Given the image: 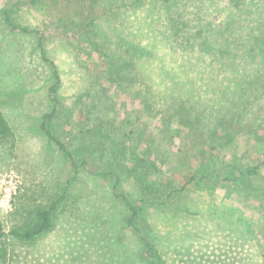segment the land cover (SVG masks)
Segmentation results:
<instances>
[{
  "label": "rangeland",
  "instance_id": "374dc122",
  "mask_svg": "<svg viewBox=\"0 0 264 264\" xmlns=\"http://www.w3.org/2000/svg\"><path fill=\"white\" fill-rule=\"evenodd\" d=\"M13 1L21 0H0V110L12 130L0 141V222L7 230L23 208L60 202L51 229L36 240L5 241L11 264H149L117 196H140L126 151L147 135L161 151L155 153V186L163 196L173 191L164 205L145 208L139 226L165 264H264V147L258 146L264 140V62L258 49L252 56V34L231 50L195 42L166 13L155 17V0L149 9L147 1L135 6L138 0L21 1L17 22L42 32L44 54L60 77L49 125L69 148L89 156L92 167L109 172L101 175L74 170L41 131L43 115L52 110V68L42 59L39 35L6 25L2 8ZM206 1L215 18L214 6L224 0ZM90 32L127 64L131 81L144 78L163 113L123 109L102 89V59L84 40ZM180 106L189 110L182 111L186 125L173 121ZM164 126H175L180 137ZM206 145L216 149L200 164L190 152ZM258 162L257 174L241 173ZM113 170L120 176L114 188Z\"/></svg>",
  "mask_w": 264,
  "mask_h": 264
},
{
  "label": "trees",
  "instance_id": "16d2710c",
  "mask_svg": "<svg viewBox=\"0 0 264 264\" xmlns=\"http://www.w3.org/2000/svg\"><path fill=\"white\" fill-rule=\"evenodd\" d=\"M26 3L33 5L40 0H21ZM20 1V2H21ZM148 2L147 8L149 9V0H138L134 3L138 6L140 3ZM158 5L157 11H153L155 17H161L162 13H166L170 20L178 22L184 25L185 29L189 32L188 35L196 42V38H200L202 43L213 46L212 42L221 43L222 46H226L230 50L233 49L234 42H241L244 45V40L252 34L253 40L250 46L252 56L256 58L258 55L256 49L261 54V60L264 62V0H224V6L219 4L214 6V10L218 13L213 18V6L206 0H155ZM19 1H13L10 6H4L2 8V16L6 25L13 29L24 33H35L38 36V46L41 50L42 59L48 62L52 68V76L54 82L49 86V96L52 101V110L43 115V121L41 123V131L53 141L58 149L63 153L70 166L74 170L84 168L95 174L107 175L108 171L102 170L100 167H92L91 162L93 161L84 153L77 152L74 149L69 148L64 142H62L60 136L55 133L49 122L57 113V97L56 91L60 81L58 70L54 63L49 60L44 54V48L42 45V32L29 26L22 25L17 22L16 18V6L20 3ZM132 5V4H130ZM172 6L175 7L174 13H172ZM168 7V9H167ZM139 8V7H138ZM141 8V7H140ZM228 9V11L226 10ZM245 16H244V15ZM94 20L89 24L90 28L93 27ZM246 26V31L244 27ZM86 44L90 47V50L98 58L102 59L100 64H97V70L100 77V84L102 89L111 94L114 102L119 106L125 108V106L135 105L136 109L145 108L147 111L152 112L153 110L160 109L158 112L163 113L164 111L159 108L158 96L154 97L150 90L146 86V82L142 76H136L135 80L131 81V77L126 74L124 66L117 58L110 55V49L103 40L96 36L95 33L90 32L84 39ZM217 44V45H221ZM138 45H134L137 47ZM204 53H210V47H205ZM203 52L200 53V58L204 57ZM144 76V72H140ZM131 81V82H130ZM198 83V82H197ZM175 99V98H172ZM182 100L183 103H185ZM181 102V104H182ZM195 104L197 108V114L200 116L199 108L201 107L200 100L196 99ZM175 107V106H173ZM180 111L173 113V121L175 125H186L188 122L185 119V114L182 112H188L185 106H180ZM140 109V110H141ZM133 110V109H132ZM137 111V110H136ZM132 112V111H128ZM139 112V111H138ZM197 119V118H196ZM200 121V117L197 119ZM165 131H169L170 136H179V131L175 126H164ZM144 133H146L144 135ZM150 133V130L144 129L143 135L146 136ZM12 137L11 127L0 110V141H4L7 138ZM182 137V136H181ZM227 137V135H226ZM142 145H136L134 149L128 152L127 159L130 162H134L132 176L140 188V196L135 201L129 196L122 193H117V196L121 197L127 208L126 221L128 226L137 233L140 244L143 245V251L148 259L149 264H165L162 258L161 252L156 245L148 236L142 234V230L139 226L141 216L143 215L145 208L150 206H161L166 202V197L173 191H168L167 196H163L160 187L155 186L157 174L159 173L158 155L155 153L161 152L156 148L151 137L147 135L144 140L141 139ZM259 148L264 147V140L259 141ZM216 149L214 145H206L199 150H192L190 156L198 157L200 164L207 161V154L212 153V150ZM167 152H171V149L167 148ZM263 162H258L255 165L249 164L241 170V173L247 176H253L258 173ZM110 172L114 175L113 188L116 187L120 181V176L114 172ZM208 176L203 175L201 178H207ZM60 200L55 199L45 204H35L33 206H27L23 208V213L14 222H11L9 228L6 230L3 228L0 222V264H11L12 258L9 253V246L5 241L11 239L14 242L20 244H28L42 234L51 229L53 225V217L56 208Z\"/></svg>",
  "mask_w": 264,
  "mask_h": 264
}]
</instances>
